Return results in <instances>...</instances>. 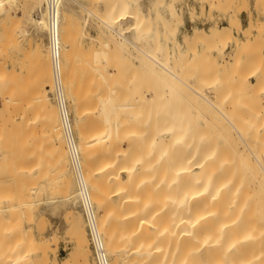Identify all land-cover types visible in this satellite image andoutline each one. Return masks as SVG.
I'll use <instances>...</instances> for the list:
<instances>
[{"label": "bare ground", "instance_id": "obj_1", "mask_svg": "<svg viewBox=\"0 0 264 264\" xmlns=\"http://www.w3.org/2000/svg\"><path fill=\"white\" fill-rule=\"evenodd\" d=\"M138 1L139 0H127L128 9H129L128 12H127L126 3L123 4V2H121L119 8L116 10V13L114 15H113V12L111 11V8H108L109 6L106 5V7L108 6L107 7L108 9H105L106 12L105 14H103L102 18H100L97 13H94L92 12V10L88 9L89 13L91 15H94L96 18H100L101 21L104 23V25L110 29V31L119 35L120 38H123L125 43L128 42L129 45H133L136 48V50H138L137 51L138 54L137 56L136 55L135 56L136 58H140L141 60L136 61V62L130 61V64L127 63L128 65H130L128 66L129 69H126L127 74L123 73V71H125V68L122 70V68L119 67V64L117 63L110 64L109 57H110L111 43L105 42L104 44H102L103 47L97 48L96 50H94V52L91 50L92 51L90 52L91 54H89L88 56H84L86 57L85 59L81 58L82 59L81 64L83 63H86V64H83L85 66L81 65V68L79 66L80 72L82 73L80 75L78 71L79 70L78 67L75 66L76 57L74 59L73 54L71 53L69 54L68 46L65 44V35L67 34L66 31H68L67 25H69V23H66V22L69 21L70 19L68 18L69 20H67L65 10L63 8L64 0L60 7V20H61L60 35H61V43H62L63 83H64L66 96L71 105L70 109L74 114L73 122H74L75 130L77 131L78 136H79L78 148L81 154L80 161H81V166H82V171H83L82 174L86 181L88 189L90 191L91 199L94 205L98 209V213H97L98 226H99L98 229L102 236L104 249L106 250L107 255L110 259L109 261H111L110 264H264V154H263L264 142L261 141V138L259 139V136L261 135L262 137H264V125H263L264 123H262L263 122L262 119L260 120L258 117H256L259 114H261L259 111L260 109L264 111V106L259 105L261 106V108L259 107L260 109L254 107L259 110H256L253 108V110L257 111L255 112V114L259 113L258 115H255L252 113L253 116L255 115V117L258 118V119H255L256 122L260 120L259 122L262 125L261 124L255 125L253 123V121L255 120L251 121L252 115L251 116L248 115L250 118L247 119L244 116L247 114L246 110H245V114H243L244 117L242 118L245 124H240L241 122L239 121H241V119L238 118L239 115H236L237 117L233 116L235 110H237L236 108L240 107V106L238 107L235 106L237 99L235 97L231 99L229 98V96H226L228 97V98L225 97L227 101L224 100L222 102L223 99L219 101V99L223 98L222 97L223 95L221 96V92H218L220 87H218L217 85L218 83H216L213 80L214 78L212 79L214 81V83L212 84L206 80L208 85H211L209 87L207 86L208 87L207 89L214 91V96L212 95L211 97V96L206 95V93H204L205 90L200 92L196 88H194L196 85L194 84L195 82L194 83L192 82L194 84V87L191 88L190 85L192 83H190L191 82L190 80L192 78L189 80L190 87H188L187 85L189 83L184 81L185 77L182 76L183 78H181V76L178 75L179 74L178 71L175 69V67L172 66V63L170 61L171 60L170 56L173 53L178 54V56L182 55L180 53L181 51L183 52V49H186L184 47H187L190 45L192 46L195 43L197 45V43L206 42V41L213 43L212 45L214 46L215 50H213L211 53L214 54L215 52L219 56H222L224 54L223 49L226 46L224 48L223 47L221 48L220 46L219 48V45L217 44H220V42L222 43L223 38L224 40L226 38L227 41H228V38L232 42L235 41L236 45L234 49L235 52L232 53L233 56L236 55L237 57V55H240L243 53L246 55L248 50L243 49L245 47V44L243 46L238 42L239 38L233 33V28L228 27V26H224V27L219 26V28H216L217 30L214 29L216 26L213 27V29L210 28L209 29L210 34H208L206 32L207 30L204 28L195 27L190 37L184 38L183 41H180L179 37H176V38L165 37V36H162L161 34H157L156 37L159 40L158 42L166 43V47H167V48L165 47L166 51L164 52L163 50H160L162 51L163 54L161 53L158 54L157 52L159 49L160 43H159V46H157L158 43H156L157 47L155 48L157 49L154 48V50L156 51L153 50L152 46H151V50L153 51L147 49V46L153 39L148 43V45H146V47L142 45L143 47L141 48V45H138V44L142 42L139 41L140 37H137L136 35L141 31H147L151 33V30L143 29L142 21L144 18V14L140 11V6H139ZM163 1L165 0H160V3L153 6V9L154 8L156 9L155 21L156 22L158 21L160 24L164 22L163 15L160 13V11L162 9L169 8V6L166 5ZM212 1L211 2L206 1V3H208L210 7H214L215 3ZM221 1L222 0H218V3L220 2L219 3L220 5L222 3H223L222 5L229 4L228 0H226L227 2L225 3ZM92 2L94 3V1ZM33 4L36 6L39 5L40 7L41 0H33ZM96 4L97 3H95V5ZM216 5H217V2H216ZM202 7H205L204 2L202 3ZM94 9L96 10L95 7ZM19 11H21V13H19ZM1 13H5V16L1 17ZM153 15H154V12H153ZM176 15H179V14H176ZM126 17L128 18L127 22H126ZM113 18H117L116 21L117 23H119V27L114 26ZM234 22H233L234 26L238 24L237 27H239V29L243 28L242 23H241V18H240V21L237 22V24ZM23 23H29L32 26V28L37 33H40V34L41 32H44L46 30V36H47V20H46V14L44 10V3H43V9H41L38 14H34V12L27 13L25 11V4L23 0H0V52H1L0 56H3L2 54H4L1 51L5 49L6 46L4 45L7 43L9 44L12 41L14 42V39L17 36V30H18V29H15L17 28L16 25L19 28V26H22L21 24ZM126 23L129 24V28L131 32L129 38L124 34V31H125L124 28L126 26ZM26 25L24 26L26 27ZM263 26L264 25L262 24L260 28L263 29ZM249 28L250 27H248V29ZM260 28H259V31H260ZM14 30H16L15 37H14L15 35ZM244 31H245L244 35L246 33L248 34L250 33V32H247V29H245ZM19 32L25 35V34L30 33L31 31L28 29H21ZM36 32L34 33L36 34ZM21 34L20 35L18 34L19 37L23 36ZM112 39H115V38L113 37ZM123 40L121 39V41ZM156 40L154 39V41ZM258 40L263 41L260 38ZM137 41H139V43H137ZM15 42H16L15 43V46H16V44H18V41H15ZM249 42L250 41L248 39V44ZM39 43L37 42L36 44L37 46L36 47V56H37L36 59H37V63H39V66H37L39 68L38 70H40L39 72L40 80L39 81L40 82L42 81L43 86L39 84V86L41 85V88L40 87L36 88V92L38 89L39 90L41 89V90L38 91L35 97H33L34 99L32 98L33 101L32 100L31 101H32V104H34V106H29V108L30 107L32 108L31 110L29 109L28 110L30 113L31 111L36 112L34 118L36 119V116H38V120L40 121L41 119V121L38 122V120L37 121L34 120L33 114H32V119L34 120L35 123L32 122L33 123L32 124V123H29V121H27L24 124L27 125V123H29L30 127L26 126L27 128H24V130L27 131L28 128L34 127L33 131H35V133H38L40 127L39 129L36 127L37 126L36 122L38 123V125H40L39 123L42 122L43 125L46 124L49 127V128L47 127L46 128L50 129L49 132L51 133V135L50 133H46L44 134V136L42 133L40 135L38 134L37 135H38V138L39 136L40 138H42L41 135L44 137L40 139L42 141L45 140V138H48L49 136H51L50 139L52 141L50 140L48 141L46 139L47 143L46 141H44L43 144L47 146V149L49 148L50 150H52L51 148L53 147L54 150H52V152L49 150L47 152L46 150H43L42 154L44 155V152H46L45 159H46V156H48L46 159L47 161H48V158L51 161H54L52 162L53 163L52 166L55 165L56 167H58L60 165L59 166L61 167L60 170H62L61 172H63L64 174L63 177L65 178L59 179L61 181L64 180V183H63L64 186L62 187L60 186L61 189L62 188L63 189L62 191L60 189H57V190H59V192L61 193H63L64 191L65 200H67V202L73 201L74 203H78V202L81 203V196L79 192L80 190L78 186L76 187L77 188L76 192L74 190L75 187L74 189H72L73 186H76V185L74 183L72 186V180L71 178L68 177L69 176L68 171L70 170L69 165L71 164L68 163L69 157L67 153L68 150H66V147H65V144L67 145V143L65 142V134L63 135L64 132H62L63 128H62L59 112L57 110L56 105H54V103L52 102L51 96L49 94L51 92L53 94L54 92L52 65H51V60H50L51 57L49 54L50 51L49 50L47 51L49 53L44 51L38 45ZM8 44H7V48H8ZM171 44H172V47H171ZM68 45H69V41H68ZM249 45H248V48H249ZM195 46L193 48H195ZM11 47H13V45H11ZM144 48L147 49L148 51L145 50ZM129 50L131 51L130 48ZM170 50H173V51H170ZM8 51L6 50V53ZM72 53H74L75 55L76 52H72ZM139 54L142 55L141 57H145V58L139 57ZM213 54H211V56ZM232 55L231 57H233ZM192 57H194V55ZM236 57L234 60H236ZM186 58L187 57H185V59ZM223 58H225V56ZM2 59H3L2 61H5L4 59H6V57H3ZM187 59L185 60V63L187 62ZM191 61L193 62L194 59ZM205 61H206V57H205ZM176 62L174 63V65H176ZM180 62H183V61H180ZM200 62L202 63V61ZM228 62L230 63V61ZM238 62L239 61L235 63H238ZM193 63L191 64L193 65ZM253 64L256 65V63H253ZM111 66H113L112 69H114L112 72L113 76L111 75V71H109L110 69L109 67ZM241 66L242 65L240 66L238 65L237 68L239 67L241 68ZM123 67H126V66H123ZM222 67L225 68V66L223 65ZM232 67L234 68L233 65ZM140 68L148 75L149 80L144 78V76H141L142 72L138 73L136 71V70L139 71ZM252 68L253 66L251 67V69ZM183 69L184 71L188 70L185 68V64H184ZM230 69L232 68L230 67ZM234 69L235 71H237L236 67ZM257 69L258 68H256V70ZM4 71H6V69ZM226 71L228 73V69H226ZM238 72H240L239 69H238ZM248 76L245 75V77H248ZM237 77H240V75ZM245 77L243 79L238 78L240 80L238 81L241 84L246 83L248 85L247 82L249 81L243 83V80L245 81L247 79V78L245 79ZM187 78L188 77H186L185 79L186 81L188 80ZM205 78L207 77L205 76ZM259 78L260 77H258V79ZM261 80H264V77L263 79L261 78ZM261 80L259 79V82H263ZM146 81L149 83V84L147 83L148 85L146 84ZM150 81L152 82L150 83ZM172 82H173L172 85L176 87L177 92L178 90L185 89L184 87L190 88V89H196L194 91L196 92L197 97L199 96V98L201 99L202 101L201 103H203L204 105V106L202 105L203 107L199 106V108L196 105L197 107L196 111L199 112L197 113L198 115L202 114L203 117L200 116L199 118L198 115H196V119H195L193 118L195 117V114L193 113V116L191 115L193 110L190 107L186 108L188 112L185 111L183 107H181L182 104H184L182 103V99H181L182 96H180L179 93H178L179 96L178 97L176 96L177 95L176 89L174 90L170 86ZM177 82L180 84L177 85ZM257 82H255V88L252 87L253 89H256L259 85L261 86V84L259 83H258L259 85H257ZM253 83L254 82H251V81L249 82L250 87L254 86ZM182 84L183 86H180ZM199 84L201 85V82H199ZM0 86L3 87V84L0 83ZM159 86L162 87L160 89H164L165 86L166 87L169 86L168 91L173 89L175 92L174 94L173 90L171 92L169 91L170 94H172V96L173 94L175 95L173 97L168 98L169 99L168 103L173 105V107H171L170 105L168 108L169 111L171 110L170 107L172 108L170 112H166V109H165L168 107L169 104L166 105L167 102L165 101V103H163L164 100H161L162 98L166 99V96H168L167 93L169 94V92L166 93L167 91L166 89H165L166 91L159 90V92L162 91V94H165L166 96L164 95L165 96L164 97L161 94V96L163 97L161 96L158 97V95H160V93L158 92ZM23 87L27 88L25 86ZM36 87H38V85ZM261 87H262L261 89H264L263 88L264 86H261ZM226 88L228 90L229 87L226 86L224 89ZM230 88H231V85H230ZM203 89L201 88V90ZM247 89L245 91L247 92L250 91L251 93V88L250 90H247ZM210 90L209 92H207L208 90L206 91L207 94L211 93ZM256 90H258V88ZM256 90H254V92ZM230 91L232 92V89ZM230 91L228 92L226 91V92L229 93L230 96H232L234 93L232 92L231 93L232 95H231ZM256 92L253 93V90H252L253 96L255 94V99L257 97ZM28 93H26V96H29ZM218 94L220 95L219 97H218ZM260 95H261V92L259 94V97ZM259 97L257 98L259 99ZM1 98L4 103L3 104L4 108L7 109L6 111H12L10 110L11 108H14V111H15L16 107L14 104L17 103V100H21V99H17L15 101L13 94L11 95L10 92L3 93ZM155 98H157L158 101H154ZM177 98L179 100H175ZM171 99L172 101H170ZM229 99H231V101ZM241 99H242V96H241ZM245 99H247V97ZM258 99H256L255 102L258 101ZM148 100H151V101L148 102ZM159 100L161 101V104L162 103L165 104L164 105L165 110L163 109L164 111H162L161 114H164V115L171 114L172 111L174 113L171 114L170 116L167 115L165 117H163L164 115L161 116V114L158 113L160 111L156 113L157 111L156 108L158 109L159 106L160 108L161 106H163V104L162 105L159 104ZM173 101L175 102L178 101L176 102L177 104L176 108H175V102ZM248 101L249 100H247V102ZM18 102L20 103L21 101H18ZM258 102L261 103L260 100ZM19 103H17V106L19 105ZM180 103H181V106H180ZM226 103L229 105L231 104L232 106L225 107L224 105H227ZM250 104H251V100H250ZM147 105L148 107H146ZM154 105L155 107H153ZM156 105L158 106L156 107ZM178 106H180L181 108H179ZM251 106L252 105H250V107ZM147 108L150 114L152 112H154L155 114L154 113H152L151 115L149 113L146 114L144 110ZM152 108L156 111L154 110L152 111ZM160 108L158 110H160ZM173 109L176 111H174ZM204 109L207 110V113L204 112L205 111ZM20 111H21V108H20ZM209 111L212 112V114H208ZM29 112H28V115H29ZM175 112H177V114H175ZM242 112L244 113V110H242ZM214 113L218 115H215ZM143 114H146V116H144ZM184 114L185 115L188 114V116L183 117L185 116ZM175 115L176 117H174ZM179 115L181 118L179 117ZM25 116L26 115H24L23 117L25 118ZM217 116H219V118L222 119L221 120L222 122L224 120L225 123L223 122V124H220L221 122L219 123L218 121L220 119H218ZM261 117L263 118L264 116L262 115ZM237 118L239 120H237ZM11 120H13V118ZM199 120H201V123L197 124ZM15 121L13 120V122ZM22 122H25V121L23 120ZM42 123H41V126H42L41 128L44 129ZM34 124L36 125L32 127L31 125H34ZM0 130H1V127H0ZM44 130L46 131V129ZM47 134L49 136H45ZM33 135L35 137L34 133ZM24 136H25V133H24ZM36 138L37 137H35L34 141L36 140ZM36 143H38V139ZM41 143L42 142H40V144ZM51 143L53 146L51 145ZM20 149L21 148L16 149V150H20ZM38 150L39 151H37V153L40 152V149ZM48 152L51 155H49ZM23 155L25 156V154ZM23 155L22 157H19L20 159V160L18 159L19 161H21V159H24ZM10 156H11L10 150L7 145V142H5L4 139L0 138V175L2 174V172H4L5 175L9 174L7 170H9L10 166L12 167V165H10L6 171H3V170H5V166L7 165V163L10 162L9 161ZM13 156L15 157L16 154L15 155L12 154L11 158H13ZM35 156H32V158L30 159L28 157L29 160L25 159L26 162L27 161L31 162L30 160L34 159ZM50 157H53V158H50ZM54 158L60 164L56 165L55 163L57 162H55ZM16 159H13L12 161ZM25 160H22L24 162H20V163L22 164L25 163ZM34 160L32 161L34 162ZM19 161L16 162L15 164H19ZM47 161L46 163L48 164ZM46 163H45V167H47L46 169H49L52 163L48 166H46ZM31 164L33 163L31 162ZM40 164H41L40 165V169H41L43 164L42 163ZM56 167L54 168V170H56ZM57 172L59 171L57 170ZM61 172H59V174ZM20 173H17L19 174L18 176L19 178H21L22 176L21 175L22 173L21 174ZM55 173L56 171L54 172V174ZM50 174L51 176L54 177L53 173H50ZM39 175L40 177H42L41 173ZM39 175L37 176L38 181L40 180L38 178ZM23 176L25 179L26 174H23ZM31 177L30 179L32 181L33 177L32 178ZM19 178L16 177V179H19ZM34 179H36V177L33 178V180ZM37 179L35 180L36 182H37ZM1 180H0V187H1L0 188V203L4 201V199L2 198H5V195H7L6 193L11 192L10 189L13 188V182L8 183V185H5L6 183L5 184L2 183ZM26 180H29V179L26 178ZM29 182L30 181H28V183ZM1 183L2 185L4 184L5 186H7V190H9V192L6 190V187L4 185H3L4 187L2 188ZM23 183L24 182H22V184ZM9 185H11L12 188H8ZM35 186L37 189V186L39 185L37 184ZM44 186L42 185V187ZM1 189L6 190V192L3 190L4 193H2L3 191ZM31 190L33 191L34 189L31 188ZM35 190L34 192H36L38 189L36 191ZM38 192H41V191H37L36 194ZM36 194H35V197H38L36 196ZM6 198L5 200H7ZM65 200L63 202H65ZM30 203L31 202H26L24 204L22 203L23 205L27 204L28 208L26 207V205L25 207L28 209L27 210L28 214H29V211L31 212L28 206V205H30V207L32 206V203L31 204ZM18 207L19 206L15 208L18 209ZM35 209H37V207ZM32 210H33V206H32ZM71 213L72 212L70 211V214ZM2 215L4 214L1 213L0 217ZM10 217L13 218L12 216ZM67 217H68V214L66 215V218ZM3 218L5 220V217L2 216L0 218V221H4ZM73 222H74L73 224H74L75 230H72L74 229L73 226H71L69 230L75 231L76 235L75 233L73 232L72 233L77 238L76 241L78 242L77 243L78 247L83 252L90 253L91 249H90V245L88 242L89 240L87 237V230L85 227V223L83 221V217L79 216ZM5 224H3V228ZM14 225H17V224H14ZM0 228H2V225ZM17 229H15L14 231H16ZM1 231L2 229L0 230V233ZM18 232L19 230L16 231L17 234L12 233L13 235L9 236V238L6 234L5 235L6 238H8L9 240L12 239L14 241L10 240L11 242L9 244L8 242L9 240L4 238L5 240H8L4 242L6 243L8 242L7 244H9V246L14 247L13 245L16 243L14 238L19 239L18 237L21 234L23 237V234H24L23 232L22 233L19 232L20 235L18 236ZM14 234L16 235L14 236ZM27 235H28V232H27ZM24 237H25V234H24ZM32 239H30V242H32V244H34L35 242L37 243V240L33 242ZM54 239L55 238H53V241ZM21 240H23V238ZM24 242L26 243V241ZM30 242H28L27 240L28 244L26 243V246L28 245L30 246ZM17 244L15 245L17 246ZM49 244H50L49 242L37 243V245L35 244L36 245L35 250L36 248L37 249L41 248L43 250L47 248L48 250V248H50L51 246ZM35 245H31V246L34 247ZM5 246L7 247L8 245H5ZM16 246H15V249H16ZM29 246L28 248H30ZM35 250L34 252L37 251ZM27 252H29L28 249H27ZM9 253L11 255L12 252L11 251L8 252L7 255H5L4 253L5 255L4 259L8 258L6 256H9ZM20 253L17 252V255L16 254L14 255L13 263L12 261L8 262V259H7L6 264L8 263L9 264L10 263L11 264H22L24 259L28 260L27 264L28 263L37 264L35 261L38 262V260H34L33 261L34 263L31 261L32 262L31 263L29 259H26V258H30L32 256V255L30 256V254L32 253L30 252L29 254L27 253L28 257H26L27 256L26 255L24 259L20 256ZM44 253H46L45 250H44ZM77 253H79V251H77ZM80 254H83V253H79L78 254L79 256L77 255L78 258L80 257ZM2 256H0V264L4 263L3 261H1L3 260ZM47 256H48L47 253L46 255L44 254L42 260L40 259V261L42 262L41 263L38 262V264L43 263L44 257H46L45 259L48 258L49 260V256L48 257ZM83 260L84 258L82 259V261ZM57 263L59 264V262H56V264ZM80 263L82 262H79V264Z\"/></svg>", "mask_w": 264, "mask_h": 264}, {"label": "rangeland", "instance_id": "obj_2", "mask_svg": "<svg viewBox=\"0 0 264 264\" xmlns=\"http://www.w3.org/2000/svg\"><path fill=\"white\" fill-rule=\"evenodd\" d=\"M24 1V4H25V11L27 12V13H29V12H34V14H38L39 12H40V10L41 9H43V3H44V0H41V5H40V7H39V5H34L33 4V0H23ZM92 1H94V3L92 2ZM97 1V2H96ZM103 1H105V2H103ZM64 0V4H63V8H64V10H65V14H66V17H67V20H69V21H67L66 23H69V25H67L68 26V31H66V35H65V44L68 46V49H69V54L71 53V54H73V57H74V59H75V57H76V59L78 60H76L75 59V66L76 67H78V69H79V66H80V68H81V65H83V64H86V63H83V64H81L82 63V59H85L86 57H84V56H88L89 54H91L90 52H94V50H96L97 48H99V47H103V45L102 44H104L105 42H109V43H111V49H110V64H112V63H117V64H119V67H121L122 68V70L125 68V71H123V73L124 74H127V70L126 69H129V67L128 66H130V65H128L127 63H129L130 64V61H132V62H136V61H140L141 59L140 58H136V56H137V54H138V50H136V48L133 46V45H129L128 44V42H126L125 43V41L123 40V38H120V36L119 35H117L116 33H113L112 31H110V29L109 28H107L105 25H104V23L101 21V19L100 18H102L103 17V14H105V9H108V8H111V11L113 12V15L116 13V10L119 8V6H120V3L121 2H123V4H125L126 3V6H127V12L129 11V9H128V3H127V0ZM206 1H209V2H211L210 0H165V1H163L166 5H168L169 6V8H166V9H162L161 11H160V13L163 15V19H164V22L162 23V24H160L158 21L156 22L155 21V19H156V16H155V14H156V9L154 10L153 9V6L154 5H156V4H158V3H160V0H139L138 2H139V6H140V11L144 14V18H143V21H142V26H143V29H146V30H151V33H149V32H147V31H141V32H139L136 36L137 37H140V39H139V41L140 42H142V43H140V44H138V45H141V48L144 46V47H146V45H148V43L150 42L151 43V45H150V43H149V47H150V49H149V47L147 46V49L148 50H151V46L153 47V50H154V48L155 47H157V46H159V43L160 42H158L159 40H158V38L156 37V35L157 34H161L162 36H165V37H174V38H176V37H179V40L180 41H183V39L184 38H189L190 37V35H191V33L193 32V30H194V28L195 27H200V28H204V29H206L207 31V33L208 34H210V31H209V29L210 28H212L213 29V27H215L214 29H216V28H219V26L220 27H224V26H228V27H231V28H233V33L239 38L238 39V42L241 44V45H243L244 46V44H245V47L243 48V49H247L248 50V52L247 53H249V54H247L246 53V55L243 53V54H240V55H237V57L239 58H237L236 57V55H234L235 57H236V60H234L235 59V57L232 55V53H234L235 52V45H236V43H235V41L234 42H232L229 38H228V41L226 40V38H225V40H224V38H223V41H222V43L220 42V44H217V45H219V48H220V46H221V48L223 47H225L223 50H224V54L222 55V56H219L217 53H215L214 52V54L213 53H211L213 50H215V48H214V46L212 45L213 43L212 42H209V41H206V42H201V43H197V45H196V43L194 44V45H190V46H187V47H184V48H186V49H183V52L181 51V53L180 54H182V55H179L178 56V54H172L170 57H171V63H172V66L173 67H175V69L178 71V75L179 76H181V78H183L182 76H184L185 77V79H186V77H188L187 79V81L184 79V81L185 82H188L189 83V80L192 78L193 79V81H192V79L190 80L191 82L190 83H194V84H196L195 85V87H194V84L192 85H190V83L187 85V84H185V85H187L188 87H190L191 86V88L192 87H194V88H196L198 91H200V92H202V91H204L205 90V92L204 93H206V95H208V96H211L212 97V95L214 96V91L213 90H210V89H207L209 86H211V85H208V83H207V81H209L211 84L212 83H214V81L216 82V83H218L217 85H218V87H220V88H222V89H220L219 88V91L218 92H221V96L223 97V98H221V99H219V101H221L222 99V102L224 101V100H226L227 101V99H225V97L226 96H229V98H233V97H235L237 100H236V103H235V106L236 107H238V106H240V107H238V108H236L237 110H235V112H234V114H233V116H235V117H237L236 115H239V119H241V121H239V122H241L240 124H245V122L243 121V117L245 116L247 119H249L250 117L249 116H251L252 115V113L253 114H255V112H257L256 110H259L260 108H261V106H259V105H263L264 106V89H261L262 87L261 86H264V80H261V78L263 79V77H264V26H263V29L262 28H260V26H262V24L264 25V0H228V3L229 4H225V5H227V6H225V5H220L219 3H218V0H213L212 2H214L215 4V6L214 7H210L209 6V4L208 3H206ZM244 1V2H243ZM100 2V3H99ZM102 2V3H101ZM204 2V4H205V7H202V3ZM216 2H217V5H216ZM221 2H227L226 0L224 1V0H222ZM233 2H234V4H233ZM243 3V5H242V3ZM90 3H92V4H90ZM95 3H97L96 5H95ZM105 3V4H104ZM163 3V4H164ZM219 4V5H218ZM232 6H231V5ZM106 5H108L107 7H106ZM235 5V6H234ZM219 6V7H218ZM229 6V7H228ZM94 7L96 8V10L94 9ZM216 7V8H215ZM217 7H218V9H217ZM238 7V8H237ZM204 8V9H203ZM92 10V12H94V13H97L98 14V16L100 17V18H96L94 15H91L90 13H89V10ZM239 9V10H238ZM94 10V11H93ZM195 10V11H194ZM204 10V11H203ZM153 12H154V15H153ZM250 12V13H249ZM19 13H21V11H19ZM151 16H150V15ZM176 14H179V15H176ZM193 14H195V15H193ZM241 14V15H240ZM148 15V16H147ZM176 15V16H175ZM5 16V13H1V17H4ZM155 16V17H154ZM114 17V16H113ZM240 17H241V19H242V21H243V24H244V26L246 27V28H242V29H239V27H237L238 26V24H237V22H239L240 21ZM69 18V19H68ZM235 19V20H234ZM239 19V20H238ZM117 18H113V21H114V26L115 27H119V23H117ZM128 21V18L126 17V22ZM235 21V22H234ZM233 22L234 23H236L237 25H235L234 26V24H233ZM27 24V25H26ZM231 24H232V26H231ZM259 24V25H258ZM22 26H19V28H18V26L16 25V27L17 28H15V29H18L19 31L21 30V29H28V30H30L31 32L30 33H28V34H21L18 30H17V36H16V30H14V32H15V35H14V37L16 36V38L14 39V42L12 41V42H10L9 44H8V48H7V44H5L4 46H6L5 47V49H3V47H2V49L3 50H1L4 54H2L3 56H0L1 58H0V62L2 63H0V81H2V82H0L1 84H3V87H1L0 86V127H1V130H0V138L1 139H4V141L5 142H7V145H8V147H9V150H10V157H9V161L11 162H8L7 163V165L5 166V170H3V171H6L7 170V168H9V166L10 165H12V167L10 166V169L9 170H7V172L9 173H6V174H8V175H5L4 174V172H2V174L0 175V180L2 179V178H4V179H2L1 180V182L2 183H6L5 185H8V183H12L13 182V188H12V184L11 185H9L8 186V188H12V189H10L11 190V192H9V190H7V186H5L4 184V186L6 187V190L10 193H6L7 195H5V198H6V196H7V200H5V198H2V199H4V201L2 202V203H0L1 205H3V206H1L0 205V209H2V210H0V215H1V213L2 214H4V215H2L3 217H5V220H4V218H3V220L4 221H0V227H1V225H2V228H0V230L2 229V231H1V235H0V237L1 236H3V237H1L0 238V252L2 253H0V256H2L3 257V260H1V261H3L5 264L7 263V259H8V262H11L12 261V263H13V259H14V255L16 254L17 255V252L18 253H20V256L24 259L25 258V256L26 257H28V254H29V252L30 253H32V254H30V258H26V259H29V261L31 262H33L34 260H38V262L39 263H41L42 261H40V259L42 260V258H43V255L45 254L46 255V253H47V255L49 256V260H48V258L47 259H45L46 257H44V259H45V261H44V259H43V263L42 264H45V262H46V264H48V262H49V264H56V262H59V264H79V262H82V263H80V264H97V262H96V258H95V253H94V250H93V247H92V244H91V241H90V234H89V230H88V227H87V223H86V220H85V216H84V214H83V210H82V207H81V203L80 202H78V203H74L73 201H68L67 202V200H65V193H64V191H63V193H61V192H59V190H57V189H60L61 191H62V189H61V187L62 186H64L63 185V183H64V180L63 181H61V180H59L60 178H65V177H63V172H61L62 170H60V168L61 167H56L55 165L54 166H52L53 165V163L52 162H54V161H51L49 158H48V161L46 160L47 159V157L48 156H46V159H45V155H46V152L49 150V151H51L52 152V150H54L53 149V147L51 148L52 150H50L49 148L47 149V146H45L44 144H43V142L44 141H46V139L49 141H52L51 139H50V137L51 136H49L48 134L47 135H45V136H49L48 138H45V140H40V139H42V138H44L43 136H44V134H46V133H50L49 132V130L50 129H47V128H49L45 123V125H43V123H42V125H43V127H44V129H46V131L43 129V128H41L42 126H41V123H39L40 125H38V123L36 122V124H37V128L39 129V127H40V129H39V131H38V133H35V131H33L34 130V127L33 126H35L36 124H34V125H31L33 128H28V130L26 131V130H24V128H27L28 126L30 127V125H29V123H32V122H34V120H38V116H36V119L34 118V116H35V114H36V112H33V111H31V113L29 112V110H31V108L32 107H30L29 108V106H34V104H32V101H33V97H35L36 96V94L38 93V91H40L39 89L37 90V92H36V88H41V85H42V81L40 82L39 80H40V74H39V72H40V70H38L39 68L37 67V66H39V63H37V59H36V44H37V42L39 43L38 45L44 50V51H48L49 50V48H48V43H47V36H46V30L44 31V32H41V34L40 33H37L33 28H32V26L29 24V23H23V24H21ZM24 25H26V27L24 26ZM218 26V27H217ZM22 27V28H21ZM248 27H250L249 29H248ZM21 28V29H20ZM259 28H260V31H259ZM245 29H247V32H250L249 34L248 33H246L245 35H244V33H245ZM124 34L129 38V36H130V28H129V24H127L126 23V26H125V28H124ZM217 30V29H216ZM237 30V31H236ZM249 30V31H248ZM211 31H213V30H211ZM244 31V32H243ZM257 31V32H256ZM262 31V32H261ZM19 32V33H18ZM34 32H36V34L34 33ZM102 32V33H101ZM126 32V33H125ZM206 33V34H207ZM261 33V34H260ZM21 34V35H23V36H20L19 37V35ZM39 34V35H38ZM252 34V35H251ZM29 35V36H28ZM69 37H68V36ZM131 36H132V34H131ZM67 37V38H66ZM114 37L115 39H112V38ZM149 37V38H148ZM263 37V38H262ZM68 38H69V40H68ZM262 39L263 41H261V40H258V39ZM19 39V40H18ZM21 39V40H20ZM111 39V40H110ZM118 39V40H117ZM121 39L123 40V41H121ZM142 39V40H141ZM154 39L156 40V41H154ZM248 39H249V44H248ZM69 41V45H68V41ZM138 40V39H137ZM247 40V41H246ZM15 41H18V44H16V46H15ZM135 41H136V39H135ZM139 41H137V43H139ZM226 41V42H225ZM260 41V42H259ZM115 42V43H114ZM155 42V43H154ZM227 42H228V44H227ZM246 42V43H245ZM14 43V44H13ZM136 43V44H137ZM145 45H144V44ZM147 43V44H146ZM156 43H158L157 44V46H156ZM167 43H169V42H167ZM204 43V44H203ZM209 43V44H208ZM243 43V44H242ZM222 44V45H221ZM11 45H13V47H11ZM102 45V46H101ZM143 45V46H142ZM196 45V46H195ZM248 45H249V48H248ZM19 46V47H18ZM92 46H93V48H92ZM195 46V48H193ZM95 47V48H94ZM114 47H116V48H114ZM126 47V48H125ZM165 47H166V43L164 42V43H160V46H159V49H158V54H163L162 53V51H160V50H163L164 52L166 51L165 50ZM171 47H172V44H171ZM18 48V49H17ZM73 48V49H72ZM129 48L131 49V51L129 50ZM160 48H162V49H160ZM167 48V47H166ZM81 49V50H80ZM112 49H114V50H112ZM145 49V48H144ZM147 49H145V50H147ZM155 49H157V48H155ZM206 49V50H205ZM250 49V50H249ZM5 50V51H4ZM6 50L8 51L7 53H6ZM80 50V51H79ZM92 50V51H91ZM147 50V51H148ZM153 50H151V51H153ZM197 50V51H196ZM208 50V51H207ZM154 51H156V50H154ZM170 51H173V50H170ZM195 51V52H194ZM72 52H76L75 53V55H74V53H72ZM112 52H114V53H112ZM118 52H119V54H118ZM228 52H229V54H231L233 57H234V59H233V57H231V55H229L228 54ZM251 52V53H250ZM47 53H49V52H47ZM82 53V54H81ZM112 53V54H111ZM261 53V54H260ZM7 54V55H6ZM12 54H13V56H12ZM50 54V53H49ZM78 54H80V55H78ZM206 54V55H205ZM211 54H213L212 56H211ZM0 55H1V52H0ZM77 55H78V57H77ZM83 55V56H82ZM136 55V56H135ZM194 55V57H192ZM208 55V56H207ZM228 55V56H227ZM82 56V57H81ZM127 56V57H126ZM135 56V57H134ZM142 55H140L139 54V57H141ZM210 56V57H209ZM225 56V58H223ZM3 57H6V59H4L5 61H2L3 59ZM84 57V58H83ZM173 57H174V59H176L177 60V62H176V60H174L173 59ZM179 57V58H178ZM185 57H187L186 59H187V62L185 63ZM198 57V58H197ZM205 57H206V61H205ZM242 57V58H241ZM249 57V58H248ZM251 57V58H250ZM14 58V59H13ZM82 58V59H81ZM117 58V59H116ZM141 58H145V57H141ZM194 59V61L193 62H195V63H193L191 60H193ZM201 58V59H200ZM210 58V59H209ZM223 58V59H222ZM80 59V60H79ZM139 59V60H138ZM181 59V60H180ZM200 59V60H199ZM249 59H251V60H249ZM51 60V59H50ZM127 60V61H126ZM199 60V61H198ZM249 60V61H248ZM260 60V61H259ZM116 61V62H115ZM176 62V65H174V63ZM180 61H183V62H180ZM200 61H202V63L200 62ZM208 61V62H207ZM228 61H230V63L228 62ZM237 61H239L238 63H235V62H237ZM257 61H259V62H257ZM4 62V63H3ZM174 62V63H173ZM199 62V63H198ZM215 62V63H214ZM223 62V63H222ZM226 62V63H225ZM249 62V63H248ZM78 63H79V65H78ZM181 63V64H180ZM187 63H189V64H187ZM191 63H193V65L191 64ZM197 63V64H196ZM253 63H256V65L255 64H252ZM38 64V65H37ZM184 64H185V68L186 69H188V70H186V71H184ZM205 64H206V66H205ZM208 64V65H207ZM223 66H225V68L224 67H222V65ZM231 66H230V65ZM235 64V65H234ZM192 65V66H191ZM232 65L234 66V68L236 67V70L237 71H235V69L232 67ZM238 65L240 66V65H242L241 66V68L239 67V68H237L238 67ZM244 65V66H243ZM83 66H85V65H83ZM88 66V65H87ZM123 66H126V67H123ZM187 66V67H186ZM227 66V67H226ZM253 66V68L251 69V67ZM5 67V68H4ZM112 67L113 66H111V67H109L110 69H109V71H111V75L113 76V70L114 69H112ZM201 67H202V69H201ZM203 67H204V69H203ZM207 67V68H206ZM230 67L233 69H230ZM2 68V69H1ZM120 68V69H121ZM223 68H224V70H223ZM256 68H258L257 70H256ZM6 69V71H4ZM13 69V70H12ZM208 69V70H207ZM226 69H228V73H227V71H226ZM238 69H239V71L240 72H238ZM255 69V70H254ZM8 70V71H7ZM134 70H136V69H134ZM204 70V71H203ZM213 70V71H212ZM232 70V71H231ZM79 71V74L81 75L82 73L80 72V69L78 70ZM138 73L140 72H142L141 73V76H144V78H146L147 80H149L148 79V75L140 68L139 69V71L138 70H136ZM183 71V72H182ZM199 71H200V73H199ZM233 71H234V73H233ZM244 71V72H243ZM256 71V72H255ZM259 71V72H258ZM263 73H262V72ZM204 72V73H203ZM211 72V73H210ZM232 72V73H231ZM182 73V74H181ZM195 73V74H194ZM248 73V74H247ZM261 73V74H260ZM144 74V75H143ZM202 74H204V75H202ZM228 74V75H227ZM246 76H248V77H245V75ZM263 74V75H262ZM79 75V76H80ZM214 75V76H213ZM223 75H225V76H223ZM226 75H227V77H226ZM240 75V77H237V76H239ZM244 75V76H243ZM255 75V76H254ZM259 75V76H258ZM202 76V77H201ZM205 76L207 77V78H205ZM210 76V77H209ZM263 76V77H262ZM53 77V76H52ZM212 77V78H211ZM219 77V78H218ZM223 77V78H222ZM226 79H225V78ZM245 77V81L243 80V83L244 82H247V81H251V82H254L253 84H254V86H251L250 87V84H249V82H247L248 83V85L246 84V83H244V84H241L239 81V79L238 78H240V79H243ZM256 77H257V79H256ZM258 77H260L259 79L261 80V81H263V82H259V79H258ZM214 78V79H213ZM222 78V79H221ZM197 79H199V80H197ZM211 79V80H210ZM214 81H213V80ZM197 80V81H196ZM204 80H205V82H204ZM207 80V81H206ZM231 80V81H230ZM239 80V81H238ZM257 80H258V82H257ZM152 81H150V83H151ZM197 82V83H196ZM199 82H201V85L199 84ZM228 82V83H227ZM237 82H239V83H237ZM255 82H257V85H259V84H261V86L259 85L258 87H257V85H256V87L258 88V90H256V89H253L252 87H254L255 88ZM148 82L146 81V84H147ZM207 83V84H206ZM227 83V84H226ZM234 83V84H233ZM259 83V84H258ZM263 83V84H262ZM39 84H41L40 86H39ZM149 84V83H148ZM147 84V85H148ZM153 84V83H152ZM173 84V82L171 83V88H173L174 90L176 89V87L175 86H173L172 85ZM175 84V83H174ZM178 84H180V83H178L177 82V85ZM200 86H199V85ZM222 84H224V85H222ZM228 84H229V86H228ZM236 84V85H235ZM252 84V85H253ZM38 85V87H36ZM190 85V86H189ZM206 85V86H205ZM230 85H231V88H230ZM234 85H235V87H234ZM239 85V86H238ZM248 88H246L245 86ZM23 86H25V87H27V88H24ZM43 86V85H42ZM152 86V85H151ZM180 86H183V84L182 85H180ZM208 86V87H207ZM229 87L228 88V90H227V88L226 89H224L225 87ZM243 86V87H242ZM32 87V88H31ZM168 87L169 86H165V88L164 89H160V88H162V87H160L159 86V88H158V92H159V90H165L166 91V93L167 92H171L172 90H169L168 91ZM242 87V88H241ZM3 88H5V89H3ZM183 88V87H182ZM185 89H183V90H178V92H177V89H176V96L178 97L179 95L180 96H182V98L181 97H179V98H181L182 99V103H184V104H182V106H181V103H180V106L181 107H183L184 108V110L185 111H187L186 110V108L187 107H190L193 111H192V113H191V115L193 116V113L195 114V117H193V118H195L196 119V115H198L197 113H199V112H197L196 110H197V107L199 108V106L200 107H203L204 105H203V103H201L202 101H201V99L199 98V96L197 97V95H196V92L194 91V90H196V89H190V88H186V87H184ZM201 88L203 89V88H205V89H203V90H201ZM234 88V89H233ZM244 88V89H243ZM250 88H251V93H250V91H245L246 89L247 90H250ZM264 88V87H263ZM4 90V92H3V90ZM200 89V90H199ZM232 89V92L234 93L233 95L231 94L232 92L230 91ZM2 90V91H1ZM29 90V91H28ZM34 90V91H33ZM174 90H173V92H174ZM193 90V91H192ZM208 90V91H207ZM209 90L211 91V93H209V94H207V92H209ZM222 90H223V92H222ZM244 91V92H242V91ZM252 90H253V93H255L256 91H258V92H256V96L257 97H259V94H260V92H261V95H260V97H259V99L256 97V99H258V101L260 100V102L261 103H263V104H261V103H259L258 101H256L255 102V94H254V96H253V94H252ZM254 90H256L255 92H254ZM262 90V91H261ZM181 93H180V92ZM207 91V92H206ZM213 91V92H212ZM228 91H230V94L232 95V96H230L229 95V93H227ZM239 93H238V92ZM11 93V95L13 94V96H14V100L16 101L17 99H21V100H17V103H19L18 101H21L20 103H19V105L17 106V103H15L14 105H15V111H14V108H11L10 110H12V111H6L7 109H5L4 108V103H3V101H2V94L3 93ZM29 92V93H28ZM30 92H32V93H30ZM36 92V93H35ZM170 92H169V94H170ZM193 92V93H192ZM194 92H195V94H194ZM217 92V93H218ZM26 93H28L29 94V96H26ZM34 93V94H33ZM160 93V95H158V97H160L161 96V94H162V91L161 92H159ZM158 93V94H159ZM163 93H165V92H163ZM178 93H179V95H178ZM25 94V95H24ZM27 94V95H28ZM32 94V95H31ZM50 94V96H51V99H52V102L54 103V105H56V103H55V101H54V99H53V94H52V92L51 93H49ZM169 94L167 93V95L168 96H166L165 94H162L163 96L165 95L166 96V99L165 98H162L161 100H164L163 101V103H165V101L167 102L166 103V105L167 104H169L168 103V101H169V97H173V96H175L174 94H175V92H174V94H173V96H172V94H170V96H169ZM220 94V93H219ZM218 94V97L220 96ZM235 94H236V96H235ZM262 94H263V96H262ZM190 95V96H189ZM163 96H161V97H163ZM164 96V97H165ZM241 96H242V99H241ZM249 96V97H248ZM262 96V97H261ZM21 97V98H20ZM238 97V98H237ZM243 97H247V99H245V98H243ZM29 98V99H28ZM33 98V99H32ZM189 98H190V100H189ZM226 98H228V97H226ZM23 99V100H22ZM25 99V100H24ZM156 99V100H155ZM154 99V101H158L157 100V98H155ZM186 100V101H184V100ZM196 99V100H195ZM231 99H229L230 101H231ZM261 99H262V101H261ZM32 100V101H31ZM175 100H179L178 98L177 99H175ZM235 100V99H234ZM233 100V101H234ZM245 100V101H244ZM247 100H249L248 102H247ZM250 100H251V104H250ZM26 101V102H25ZM149 101H151V100H148V102ZM153 101V100H152ZM170 101H172V99L170 100ZM181 101V100H180ZM197 101V102H196ZM200 101V102H199ZM173 102H175V101H173ZM176 102H178V101H176ZM176 102H175V108H176ZM188 102V103H187ZM239 102V103H238ZM246 102H247V104H246ZM22 103V104H21ZM34 103V102H33ZM154 103V102H153ZM158 103V102H157ZM162 103V104H163ZM194 103V104H193ZM228 103V102H227ZM226 103V104H227ZM257 104V105H255V104ZM259 103V104H258ZM21 104V105H20ZM146 104H148V103H146ZM151 104H152V102H151ZM159 104H161V101L159 100ZM161 104V105H162ZM174 104V103H173ZM179 104V103H178ZM255 106H254V105ZM150 105V104H149ZM165 104H163V106H161V108H160V106L158 107V109L160 108V110H158L157 108H156V110H154L153 108H152V111L154 110V111H156V113L158 112V111H160V112H158V113H162V111H164L165 109H166V112H170L171 110H172V108L171 107H173V105L172 104H169L168 105V107L167 108H165V106H164ZM171 105V107H170V111H169V106ZM196 105H197V107H196ZM203 105V106H202ZM241 105H242V107H241ZM250 105H252L251 107H250ZM21 106V107H20ZM25 106V107H24ZM69 106H70V108H71V105H70V103H69ZM158 105H156V107H157ZM180 106H178L179 108H181ZM225 107H231L232 105L230 104H227V105H224ZM14 107V106H13ZM56 107H57V105H56ZM145 107V106H144ZM146 107H148V105L146 106ZM145 107V108H146ZM150 107H152V106H150ZM153 107H155V105L153 106ZM163 107V108H162ZM248 107V108H247ZM250 107V108H249ZM254 107H256V108H259V109H256V108H254ZM20 108H21V111H20ZM34 108V107H33ZM165 108V109H164ZM174 108V109H175ZM182 108V109H183ZM196 108V109H195ZM246 108V109H245ZM253 108L254 109H256V110H253ZM29 109V110H28ZM35 109V108H34ZM144 109V108H143ZM164 109V110H163ZM168 109V110H167ZM173 109V110H174ZM178 109V108H177ZM189 109V108H188ZM191 109H190V111H191ZM247 109H248V111H247ZM250 109V110H249ZM28 110V111H27ZM57 110H58V107H57ZM71 110V109H70ZM205 111V113H207V110L206 109H204ZM241 112H240V111ZM242 110H244V113L242 112ZM245 110H246V112H247V114L246 115H244L243 116V114H245ZM14 111V112H13ZM20 111V112H19ZM36 111V110H35ZM145 112H146V114H148L149 113V110H148V108L147 109H145L144 110ZM143 111V112H144ZM148 111V112H147ZM151 111V112H152ZM174 111H176V110H174ZM184 111V112H185ZM189 111V112H190ZM236 111H237V113H236ZM253 111V112H252ZM260 111V113L261 114H259V113H257V114H255V115H258V116H256V117H258L260 120L262 119L263 120V122L262 123H264V117L262 118L261 116L263 115L264 116V111H262L261 109L259 110ZM262 111V112H261ZM19 112V113H18ZM26 112V113H25ZM28 112H29V115H28ZM33 112V113H32ZM58 112H59V110H58ZM144 112V113H145ZM178 112V111H177ZM177 112H175V114H177ZM188 112V111H187ZM239 112H240V114H239ZM71 113H72V117H73V121H74V114H73V112L71 111ZM152 113H154V112H152ZM151 113V114H152ZM174 112L172 111V113L171 114H173ZM183 113V112H182ZM249 113V114H248ZM263 113V114H262ZM32 114H33V119H32ZM39 114V113H38ZM37 114V115H38ZM146 114H143L144 116H146ZM150 114V113H149ZM150 114V115H151ZM155 114V113H154ZM171 114H166V115H164V114H161V116L162 115H164L163 117H165V116H167V115H171ZM208 114H212V112H208ZM215 114V113H214ZM24 115H26L25 116V118L23 117ZM59 115H60V113H59ZM159 115V114H158ZM185 115V114H184ZM215 115H218V114H215ZM249 115V116H248ZM255 115L253 116H251L252 117V120L251 121H253V120H255V119H258V118H256L255 117ZM261 115V116H260ZM29 116V117H28ZM40 116H41V114H40ZM154 116V115H153ZM168 116V117H169ZM178 116V115H177ZM188 116V114L187 115H185V116H183V117H187ZM200 116L201 117H203L202 116V114H200V115H198V117L200 118ZM261 118H260V117ZM13 118V120L15 121V122H13V120H11L12 118ZM23 117V118H22ZM155 117H156V115H155ZM159 117V116H158ZM174 117H176V115L174 116ZM179 117H180V115H179ZM218 117V119H220V120H218L219 121V123L220 124H223V122H224V120H223V122L221 121L222 119L221 118H219V116H217ZM241 117V118H240ZM255 117V118H254ZM21 118H22V120H21ZM31 118V119H30ZM160 118V117H159ZM178 118V117H177ZM181 118V117H180ZM237 118V120H239ZM26 119H28V120H26ZM40 119V118H39ZM61 119V118H60ZM161 119V118H160ZM190 119V118H189ZM25 121V122H22V121ZM33 120V121H32ZM191 120V119H190ZM259 120V121H260ZM27 121H29V123H27V125H25L24 123H26ZM31 121V122H30ZM40 121H41V119H40ZM39 120H38V122H40ZM259 121H257V122H259ZM44 122V121H43ZM198 122V121H197ZM243 122V123H242ZM256 122V120L255 121H253V123L255 124V125H260L261 123L259 122V123H255ZM35 123V122H34ZM194 123V122H193ZM192 123V124H193ZM201 123V120H199V122L197 123V124H200ZM225 123V122H224ZM33 124V123H32ZM62 124V123H61ZM73 124H74V122H73ZM2 125V126H1ZM262 125V124H261ZM264 125V124H263ZM27 126V127H26ZM35 127V128H36ZM47 127V128H46ZM38 129H36V130H38ZM42 129V130H41ZM74 129H75V126H74ZM41 131V132H40ZM45 133H44V132ZM37 132V131H36ZM62 132H64L63 131V129H62ZM75 132H76V136H77V142L79 141V136H78V133H77V131L75 130ZM24 133H25V136H24ZM33 133L35 134V137H37L36 138V142H37V139H38V143H36L35 141H34V139H35V137H34V135H33ZM43 134V136L41 135V137L42 138H40V136H39V138H38V135H40V134ZM38 134V135H37ZM50 135H51V133H50ZM63 135H64V133H63ZM33 136V137H32ZM24 137V138H23ZM26 138V139H25ZM261 138V141H263L264 142V137H262V135L261 136H259V139ZM33 139V140H32ZM27 140V141H26ZM31 141H33V142H31ZM42 142L41 144H40V142ZM25 142V143H24ZM34 142H35V144H34ZM65 142L67 143V141H66V137H65ZM34 144V146H33V144ZM46 143H47V141H46ZM49 143V142H48ZM53 143V142H52ZM52 143H51V145H52ZM30 145V146H29ZM32 145V146H31ZM49 146V145H48ZM53 146V145H52ZM27 147H29V148H27ZM51 147V146H50ZM65 147H66V150H68L67 151V153H68V163H70L71 165H72V160H71V157H70V152H69V149H68V147H67V145L65 144ZM19 148H21L20 150H16V149H19ZM26 148V149H25ZM45 148V149H44ZM263 148H264V145H263ZM38 149H40V152H38L37 153V151H39ZM25 150V151H24ZM27 150H28V152H27ZM43 150H46V152H44V155L42 154L43 153ZM16 151V152H15ZM25 152V153H24ZM54 152V151H53ZM49 153V152H48ZM12 154L13 155H15L16 154V156L14 157L13 156V158H11L12 157ZM23 154H25V156L23 155ZM37 154H39V155H37ZM42 154V155H41ZM263 154H264V151H263ZM19 155V156H18ZM22 155H23V158L24 159H21V161H19L20 159H19V157H22ZM35 155H37V156H35ZM49 155H51L50 153H49ZM32 156H35L34 157V159H32V160H34V162L32 161V160H30L33 164H31V162H26V160L25 159H27V160H29L30 158H32ZM44 156V157H43ZM28 157H29V159H28ZM39 159H38V158ZM54 157V156H53ZM53 157H50V158H53ZM17 158V159H16ZM13 159H16V160H14V161H12ZM19 159V160H18ZM45 159V160H44ZM55 159V158H54ZM22 160H25V163H20V162H24V161H22ZM38 160V161H37ZM19 161V164H15L16 162H18ZM46 161L48 162V164L46 163ZM50 161H51V163H50ZM14 162V163H13ZM38 162H39V164H38ZM55 162H57V163H55L56 165L57 164H60L56 159H55ZM40 163H42L43 165H42V170L40 169ZM45 163H46V166H48V165H50L51 167H49V169H46L47 167H45ZM29 166H28V165ZM35 164H36V166H35ZM20 165V166H19ZM23 165V166H22ZM38 165V166H37ZM71 165H69L70 167H69V171H68V177L69 178H71V180H72V186H73V184L75 183V185L76 186H73V188L72 189H74V187H75V192L77 191V186H78V184H77V180H76V175H75V172H74V169L73 168H71V167H73V165L71 166ZM21 166H22V168H21ZM35 166V167H34ZM45 168H44V167ZM20 167V168H19ZM38 167H39V169H38ZM56 167V170H54V168ZM59 168V169H58ZM15 171V173H14V171ZM54 170V171H53ZM57 170L59 171V172H61L60 174H59V172H57ZM73 170V171H72ZM18 171H20V172H18ZM41 171V172H40ZM49 171H50V173H53L54 174V172L56 171V173H57V175H56V173L54 174V177L53 176H51V174L49 173ZM42 174L41 176L42 177H40V173ZM17 173H20L22 176H21V178H19L18 176H19V174H17ZM4 174V175H3ZM23 174H26V177H25V179H24V176H23ZM50 174V175H49ZM52 174V175H53ZM39 175V181H38V179H37V176ZM8 176V177H7ZM35 178L36 177V179H37V182L35 181L36 179H34L33 180V178ZM60 176H62V177H60ZM75 176V177H74ZM16 177L17 178H19V179H16ZM30 177L32 178V181L34 182H32L31 181V179H30ZM56 177V178H55ZM9 178V179H8ZM26 178H28L29 180H26ZM42 178V179H41ZM22 179V180H21ZM58 180V182H57V180ZM18 180V181H17ZM24 180V181H23ZM56 180V181H55ZM75 180V181H74ZM28 181H30L29 183H28ZM74 181V182H73ZM20 184H19V183ZM22 182H24L23 184H22ZM27 184H26V183ZM57 182V183H56ZM2 183H1V185H2ZM35 183H37L39 186H37V189H36V186L35 185H37V184H35ZM39 183H41V184H39ZM29 184H31V185H29ZM35 184V185H34ZM59 184V185H58ZM2 185V188L4 187ZM42 185L44 186V187H42ZM58 185V186H57ZM19 186V187H18ZM31 186H33V187H31ZM56 186V187H55ZM61 186V187H60ZM41 187H42V189H41ZM60 187V188H59ZM1 188V187H0ZM26 188H27V190H26ZM31 188L32 189H36L37 191H41V192H38L37 194H39V193H41V194H39V195H37L36 194V192H34V190L32 191L31 190ZM5 189V188H4ZM4 189H1L2 191L4 190ZM20 189V190H19ZM25 191H24V190ZM6 190H4L5 192H6ZM31 192H30V191ZM57 190V191H56ZM4 191L2 192V193H4ZM27 191V192H26ZM29 191V192H28ZM24 192V193H23ZM55 193V194H54ZM22 194H24V195H22ZM31 194V195H30ZM35 194H36V196H38V197H35ZM43 195V196H42ZM54 195V196H53ZM61 195V196H60ZM10 196V197H9ZM24 196V197H23ZM27 196V197H26ZM32 196V197H31ZM15 197V198H14ZM44 197V198H43ZM52 197V198H51ZM14 198V199H13ZM31 198H33L34 199V201H33V199H31ZM61 198H63V199H61ZM29 199V200H28ZM11 200V201H10ZM19 200V201H18ZM47 200V201H46ZM54 200V201H53ZM65 200V202H63ZM13 201V202H12ZM23 201V202H22ZM46 201V202H45ZM8 202V203H7ZM11 202V203H10ZM26 202H31L32 203V206H33V210H32V206L30 207V205H28L29 206V209L31 210V212L29 211V214L27 213V204H29V203H27V204H25L26 205V207H25V205H23L24 203H26ZM23 203V204H22ZM30 203V204H31ZM9 204V205H8ZM17 206H19L18 207V209H16L17 208ZM16 207V208H15ZM37 207V209H35ZM9 208V209H8ZM96 210H97V213H98V209H97V207H96ZM24 211V212H23ZM70 211L72 212L71 214H70ZM75 211H76V213H75ZM78 211V212H77ZM68 212V213H67ZM12 213V214H11ZM80 213V214H79ZM68 214V220H70V221H68L67 220V218H66V215ZM79 214V215H78ZM1 216V217H2ZM10 216H12L13 218H11ZM32 216V217H31ZM72 216H73V218H72ZM79 216H82L83 217V221H84V223H85V227H86V230H87V237H88V242H89V245H90V249H91V251H90V253H85V252H83L79 247H78V242L76 241V233H75V231H72V230H75V228H74V220L77 218V217H79ZM0 217V218H1ZM7 217V218H6ZM8 219V220H7ZM32 220H33V222H32ZM6 221H7V223H6ZM9 221V222H8ZM15 222V223H14ZM27 222H28V224H27ZM39 222V223H38ZM5 224L4 225V228L5 227H7V228H3V224ZM34 223V224H33ZM14 224H17V225H14ZM19 224V225H18ZM73 224V225H72ZM44 225V226H43ZM17 226V227H16ZM71 226H73V228L74 229H72V230H69V228H71ZM18 228V229H17ZM20 228V229H19ZM15 229H17V230H19V232H23L24 234H25V237H24V234H23V237H22V234L20 235L19 234V232H18V238L19 239H17V238H14L15 239V244H17V246L14 244H12L14 247H11V246H9V244H10V240H12V239H8L9 238V236H11V235H13L12 233H16V231H14ZM28 232V235H27V232ZM43 231V232H42ZM69 231H70V233H69ZM6 232V233H5ZM75 233V235L73 234V233ZM4 233V234H3ZM74 235H72V234ZM3 234V235H2ZM7 234V236H8V238H6L5 237V235ZM17 234V233H16ZM16 234H14V236L16 235ZM71 235H72V237H71ZM28 236V237H27ZM55 236H57V237H55ZM21 237V238H20ZM32 237H33V239H32ZM35 237V238H34ZM41 237V238H40ZM59 237V238H58ZM4 238H6V239H8V240H5ZM11 238V237H10ZM23 238V240H21ZM44 238V239H43ZM53 238H55L54 239V241H53ZM57 238V239H56ZM3 239V240H2ZM30 239H32V241L33 242H35L36 240H37V243H46V242H49L50 244L49 245H51L50 246V248H48V250H47V248H45L44 250H45V252L46 253H44V250L43 249H41V248H36V250H35V247H36V245H37V243L35 242L34 244H32V242H30ZM17 240V241H16ZM27 240H28V242H30V248H28V246H26V243H27ZM51 240V241H50ZM56 240V241H55ZM58 240H59V242H58ZM4 241H8L9 242V244H7L6 242H4ZM12 241H14V240H12ZM24 241H26V243L24 242ZM57 242V243H56ZM25 245H24V244ZM52 243V244H51ZM23 244V245H22ZM28 244V243H27ZM36 244V245H35ZM5 245H8L7 247L5 246ZM31 245H35L34 247H32ZM15 246H16V249H15ZM21 247L22 248V250H21V248H19V247ZM26 246V247H25ZM12 249H11V248ZM55 247H57V248H55ZM76 247H78V248H76ZM15 250H14V249ZM54 248V249H53ZM24 249V250H23ZM27 249L29 250V252H27ZM76 249V250H75ZM1 250H3V251H1ZM6 250V251H5ZM34 250L36 251V252H34ZM12 252L11 253V255H10V253H9V256H6V257H8L7 259H4L5 258V255H7L8 254V252ZM16 253H15V252ZM77 251H79V253H83V254H80V257L78 258L77 257V255L79 254V253H77ZM7 252V253H6ZM23 252V253H22ZM4 253H5V255H4ZM14 253V254H13ZM28 253V254H27ZM34 253V254H33ZM76 253V254H75ZM12 254H13V256H12ZM22 254V255H21ZM75 255V256H73V255ZM57 257H56V256ZM88 255V256H87ZM10 256H11V258H10ZM47 256V257H48ZM79 256V255H78ZM13 257V258H12ZM76 257H77V259H76ZM84 258V260L82 261V259ZM85 257H86V259H85ZM89 257V258H88ZM34 258V259H33ZM35 258H37V259H35ZM70 258H72V259H70ZM10 259V260H9ZM12 259V260H11ZM33 259V260H32ZM70 259V260H69ZM73 259H74V261H73ZM77 261H76V260ZM79 259H80V261H79ZM5 260H6V262H5ZM48 262H47V261ZM57 260V261H56ZM69 260V261H68ZM72 260V261H71ZM88 260V261H87ZM110 260V259H109ZM66 261V262H65ZM79 261V262H78ZM27 262H28V260H23V262H22V264H27ZM31 262V263H32ZM37 264H38V262L37 261H35ZM69 262V263H68ZM78 262V263H77ZM4 263H2V264H4ZM34 263V262H33ZM110 263H111V261H110ZM9 264V263H8ZM11 264V263H10ZM28 264H30V263H28ZM58 264V263H57Z\"/></svg>", "mask_w": 264, "mask_h": 264}, {"label": "built area", "instance_id": "obj_3", "mask_svg": "<svg viewBox=\"0 0 264 264\" xmlns=\"http://www.w3.org/2000/svg\"><path fill=\"white\" fill-rule=\"evenodd\" d=\"M63 0H45L44 10L47 20V43L50 51L54 92L53 99L58 107L62 128L66 137L73 169L81 196V207L90 234V241L95 253L97 264H110L109 257L103 246L102 236L99 232L97 210L90 191L83 177L78 148L77 136L74 129L73 117L66 96L62 75V43L60 35V7Z\"/></svg>", "mask_w": 264, "mask_h": 264}, {"label": "crops", "instance_id": "obj_4", "mask_svg": "<svg viewBox=\"0 0 264 264\" xmlns=\"http://www.w3.org/2000/svg\"><path fill=\"white\" fill-rule=\"evenodd\" d=\"M240 18H241V17H240ZM241 23H242V27H243V28H246V27L244 26V24H243V21H242V19H241Z\"/></svg>", "mask_w": 264, "mask_h": 264}]
</instances>
